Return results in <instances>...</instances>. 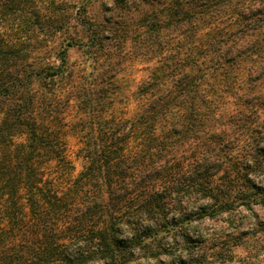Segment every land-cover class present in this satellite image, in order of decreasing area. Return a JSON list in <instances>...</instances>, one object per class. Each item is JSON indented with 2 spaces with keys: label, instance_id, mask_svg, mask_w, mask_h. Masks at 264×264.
Instances as JSON below:
<instances>
[{
  "label": "trees",
  "instance_id": "1",
  "mask_svg": "<svg viewBox=\"0 0 264 264\" xmlns=\"http://www.w3.org/2000/svg\"><path fill=\"white\" fill-rule=\"evenodd\" d=\"M86 6V36L47 45L40 67L33 22L7 29L31 16L55 44L71 6L0 0V264H264V0H132V58L152 68L130 117L121 66L93 76L117 30ZM71 48L93 64L73 67ZM61 123L80 142L73 179Z\"/></svg>",
  "mask_w": 264,
  "mask_h": 264
},
{
  "label": "rangeland",
  "instance_id": "2",
  "mask_svg": "<svg viewBox=\"0 0 264 264\" xmlns=\"http://www.w3.org/2000/svg\"><path fill=\"white\" fill-rule=\"evenodd\" d=\"M65 2L71 7L69 9L68 17L65 19L70 20L72 29L59 34L55 39V44L52 41H47L48 39L40 30V25L35 22L31 16H28L21 20L22 26L13 25L7 29V33L11 36L18 34L19 36H25L28 32L29 26H27V21L30 19L33 22L32 33L29 35V39H25L27 43L25 44L26 52L31 56V63L35 66L43 67L45 59L51 55L50 47H58L64 39L77 38L86 36V33L81 29L80 26H75L78 22V10L77 6L83 3L86 6V12H82L83 16L92 21L97 25H104L105 29L117 30V33L111 35V41H108L107 49L99 52L96 55V65L97 70L94 73V77L102 78L105 77L108 72L109 67L120 65L121 72L114 78V83L116 84L118 90V96L116 97V108H118L119 115H125L127 117L132 116L138 108V100L136 98V91L138 87L147 80L151 72V62L144 57L132 58V0H59V2ZM39 6H41L39 4ZM73 6H76L73 7ZM62 16V15H58ZM121 24V25H120ZM125 25V27H123ZM121 26V27H119ZM18 27V28H15ZM129 31L130 37H127L125 31ZM110 34V33H109ZM115 38V40H113ZM127 40V41H126ZM46 44V45H45ZM48 45V49L46 46ZM69 62L76 69H83L88 67L87 65L93 64V59H90L85 49L71 48L69 50ZM94 71L93 68H88L87 72H79L77 74V82L81 85L89 83L85 78V75L89 76V72ZM84 76V77H83ZM90 85V84H89ZM91 87L93 85L91 84ZM121 98V99H120ZM64 112V111H63ZM67 113V115H66ZM64 113V118L70 121L71 124L74 120H77L79 112L76 105H72ZM66 121V122H67ZM225 124L229 132L233 129L228 123L227 119H219V126ZM61 131L67 142V160L71 163L72 170L70 174L66 175L65 178H75L83 170L84 161L80 157V142L76 135L75 129L71 126L60 124ZM219 128V127H218Z\"/></svg>",
  "mask_w": 264,
  "mask_h": 264
}]
</instances>
